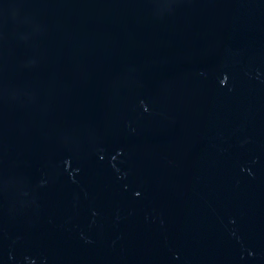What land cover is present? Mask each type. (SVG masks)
Returning a JSON list of instances; mask_svg holds the SVG:
<instances>
[{
	"label": "water",
	"instance_id": "95a60500",
	"mask_svg": "<svg viewBox=\"0 0 264 264\" xmlns=\"http://www.w3.org/2000/svg\"><path fill=\"white\" fill-rule=\"evenodd\" d=\"M0 264H264V0H0Z\"/></svg>",
	"mask_w": 264,
	"mask_h": 264
}]
</instances>
